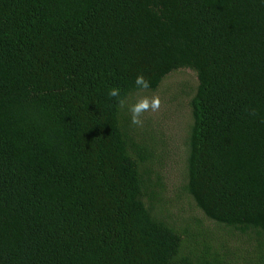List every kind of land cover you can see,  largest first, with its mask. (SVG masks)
<instances>
[{"label":"trees","instance_id":"obj_1","mask_svg":"<svg viewBox=\"0 0 264 264\" xmlns=\"http://www.w3.org/2000/svg\"><path fill=\"white\" fill-rule=\"evenodd\" d=\"M0 264H264V0H0Z\"/></svg>","mask_w":264,"mask_h":264},{"label":"clouds","instance_id":"obj_2","mask_svg":"<svg viewBox=\"0 0 264 264\" xmlns=\"http://www.w3.org/2000/svg\"><path fill=\"white\" fill-rule=\"evenodd\" d=\"M136 94L133 98L134 102L128 104L127 98H120L119 88H111L108 91V96L115 98L117 106L120 109L127 107L130 113V123L137 127H142L144 123V113H156L161 106V100L158 95H146L144 94L150 89L149 81L144 75L138 74L135 78Z\"/></svg>","mask_w":264,"mask_h":264},{"label":"rangeland","instance_id":"obj_3","mask_svg":"<svg viewBox=\"0 0 264 264\" xmlns=\"http://www.w3.org/2000/svg\"><path fill=\"white\" fill-rule=\"evenodd\" d=\"M183 72H184V73L182 74V76H183V77H186L189 81L192 82V79H191L192 74H191L188 70H184Z\"/></svg>","mask_w":264,"mask_h":264}]
</instances>
